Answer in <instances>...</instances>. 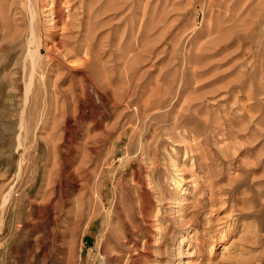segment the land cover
I'll return each mask as SVG.
<instances>
[{
  "label": "rangeland",
  "instance_id": "374dc122",
  "mask_svg": "<svg viewBox=\"0 0 264 264\" xmlns=\"http://www.w3.org/2000/svg\"><path fill=\"white\" fill-rule=\"evenodd\" d=\"M57 1L0 0V264H264V0Z\"/></svg>",
  "mask_w": 264,
  "mask_h": 264
},
{
  "label": "bare ground",
  "instance_id": "6f19581e",
  "mask_svg": "<svg viewBox=\"0 0 264 264\" xmlns=\"http://www.w3.org/2000/svg\"><path fill=\"white\" fill-rule=\"evenodd\" d=\"M52 11L54 12V13H56L57 14V17H58V20H60L62 17H63V13H62V11L60 10L59 11V5H60V3H58V1L57 0H52ZM74 3H75V1L74 0H66L65 1V6L66 7H68L69 8V13H71V15H74V11L76 10V8H77V6H76V8L74 7ZM78 3V2H77ZM51 5V4H50ZM86 5V4H85ZM65 7V8H66ZM36 8V7H35ZM73 8L75 9L74 11H73ZM37 9V8H36ZM34 11V10H33ZM67 11V10H66ZM78 11H80V10H78ZM77 11V12H78ZM87 11V10H86ZM65 12V11H64ZM34 13H36V12H34ZM68 13V12H67ZM66 13V14H67ZM80 13V12H79ZM87 13V12H86ZM65 15V14H64ZM69 16V15H68ZM62 20V19H61ZM65 20V19H64ZM81 21V20H80ZM66 23V22H65ZM67 27H69V25H67ZM81 28V27H80ZM72 30V29H71ZM34 37V36H33ZM34 41H35V39H34ZM32 42H33V40H32ZM41 45V44H40ZM36 48H38L37 47V44H36ZM33 50H35V49H33ZM38 50V49H37ZM37 50H35L34 51V55L36 56V54H37ZM31 54H33V52L31 53ZM41 54V53H40ZM33 55V56H34ZM37 55H39V53L37 54ZM41 57V56H40ZM40 57H37L36 59L38 60V58L40 59ZM34 60H35V58H34ZM37 60H35L36 62H37ZM41 60V59H40ZM35 64V63H34ZM27 90H29V89H27ZM30 91V90H29ZM29 93V92H28ZM27 97V96H26ZM31 97V96H30ZM29 98V97H28ZM28 100V99H27ZM197 110V109H196ZM159 114V113H158ZM157 114V115H158ZM152 120V119H151ZM149 121V120H148ZM168 142V141H167ZM190 151V150H189ZM206 152V151H205ZM155 161V160H154ZM155 168V167H154ZM152 178V177H151ZM146 181V180H145ZM198 194V193H197ZM196 194V195H197ZM201 194V193H200ZM204 195V194H203ZM164 196V195H163ZM201 196V195H200ZM200 196H198L197 198L198 199H195V201L194 202H192L191 203V205H189V207H188V209L190 208V219H189V221H192L193 223H194V221L193 220H195L194 219V217H196V215H197V213L199 212H197V207L201 204V202H202V196L200 197ZM205 197V196H204ZM165 199V198H164ZM163 199V200H164ZM213 199H215L214 197H213ZM213 199L211 198V201H213ZM210 200V199H209ZM210 201V202H211ZM224 202V201H223ZM205 204H206V200H205ZM204 204V205H205ZM215 205H217L216 203H214ZM211 205V204H210ZM221 206V205H220ZM215 207H217V206H215ZM199 208V207H198ZM201 209V208H200ZM212 210V209H211ZM212 211H214V210H212ZM201 213V212H200ZM187 214V213H186ZM200 215V214H199ZM160 216V215H159ZM198 216V215H197ZM152 217V216H151ZM150 217V218H151ZM184 217V216H183ZM153 218V217H152ZM159 218V217H158ZM161 218V217H160ZM159 218V219H160ZM173 218V217H172ZM179 218H181V217H179ZM179 218H178V220H179ZM203 218V217H202ZM148 219V218H147ZM156 219V218H155ZM181 219H186V218H181ZM180 219V220H181ZM188 219V218H187ZM209 219V218H208ZM211 219V218H210ZM146 220V219H145ZM152 220V219H151ZM161 220V219H160ZM160 220H158V221H160ZM176 220H177V218H176ZM179 220V221H180ZM156 221H157V219H156ZM155 221V222H156ZM184 221H186L187 223L189 222V221H187V220H184ZM211 221H213V220H211ZM219 221V220H218ZM177 222V221H176ZM181 222H183V221H181ZM180 222V223H181ZM192 222H189V223H192ZM207 222V221H206ZM149 223V222H148ZM152 223H154V222H152ZM157 224H158V222H156ZM201 223V222H200ZM215 223H218V222H216V220H215ZM162 224V223H161ZM161 224H160V227H162L161 226ZM196 224V223H195ZM213 224V223H212ZM159 225V224H158ZM219 225V224H218ZM199 226H201V225H199ZM195 227V226H194ZM198 227V226H197ZM202 227H204V226H202ZM220 227V226H219ZM180 228H182V227H180ZM193 228V227H192ZM215 229V228H214ZM202 230H204V231H211L212 230V227L211 226H209V224H208V226H206L205 228H202ZM173 231V230H172ZM174 232H175V230H174ZM199 232V231H198ZM214 232V231H213ZM216 232V231H215ZM209 232H207V234H208ZM163 235H162V237H160V238H163V239H165L166 237H169L168 235H170V234H172V232H171V226L168 224V225H166V229H165V231H163V233H162ZM199 234V233H198ZM205 234V233H204ZM161 235V234H160ZM172 237V236H171ZM204 237V236H203ZM202 237V238H203ZM206 237V236H205ZM150 238V237H149ZM202 238H201V240H202ZM162 239V240H163ZM199 239V238H198ZM133 240V239H132ZM205 240V239H204ZM129 241V239H127L126 240V243H129L128 242ZM203 241V240H202ZM161 242V241H160ZM201 242V241H200ZM206 242V241H205ZM204 242V243H205ZM150 244V243H149ZM212 244V243H211ZM135 246V245H134ZM205 248V247H204ZM206 251V250H205ZM119 255V254H118Z\"/></svg>",
  "mask_w": 264,
  "mask_h": 264
}]
</instances>
